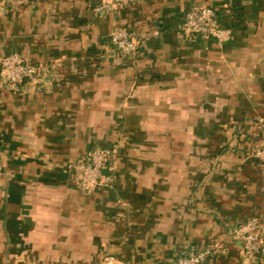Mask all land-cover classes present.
<instances>
[{
  "label": "crops",
  "instance_id": "1",
  "mask_svg": "<svg viewBox=\"0 0 264 264\" xmlns=\"http://www.w3.org/2000/svg\"><path fill=\"white\" fill-rule=\"evenodd\" d=\"M102 1L0 6V62L60 63L20 93L0 77V264H174L212 246L201 264H264L230 237L256 218L264 241V0L95 14ZM198 7L228 29L221 45L181 34ZM115 28L138 34L136 56L115 58ZM113 146L111 188L76 190L67 166Z\"/></svg>",
  "mask_w": 264,
  "mask_h": 264
},
{
  "label": "built area",
  "instance_id": "2",
  "mask_svg": "<svg viewBox=\"0 0 264 264\" xmlns=\"http://www.w3.org/2000/svg\"><path fill=\"white\" fill-rule=\"evenodd\" d=\"M23 0H0L13 8L20 6ZM144 0H103L94 8L95 14L118 10L129 4ZM179 29L184 37L191 40L213 39L221 45L228 39L229 31L223 28L218 20L216 11L208 7L192 8L186 11L179 22ZM109 45L114 50L115 58L134 57L142 45L136 32L129 28H115L109 36ZM59 62L47 66L31 64L19 54H11L0 62V77L6 89L11 93H20L26 83L33 82L41 85L44 72L57 70ZM54 73L50 74L53 77ZM117 146L110 149H95L83 159L67 166L65 173L76 190L84 194H92L103 188H111L116 172ZM264 167V146L252 154ZM262 224L256 218L239 223L231 229L230 237L239 245L241 253L247 259L260 258L264 254V241L260 235ZM213 246L197 252L179 256L174 264H201L212 253ZM102 264H116L113 258L106 257Z\"/></svg>",
  "mask_w": 264,
  "mask_h": 264
},
{
  "label": "trees",
  "instance_id": "3",
  "mask_svg": "<svg viewBox=\"0 0 264 264\" xmlns=\"http://www.w3.org/2000/svg\"><path fill=\"white\" fill-rule=\"evenodd\" d=\"M187 38V37H186Z\"/></svg>",
  "mask_w": 264,
  "mask_h": 264
}]
</instances>
